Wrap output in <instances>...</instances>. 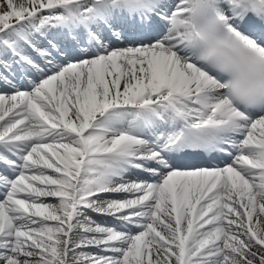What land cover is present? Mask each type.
Listing matches in <instances>:
<instances>
[{
  "label": "snow or ice",
  "instance_id": "obj_1",
  "mask_svg": "<svg viewBox=\"0 0 264 264\" xmlns=\"http://www.w3.org/2000/svg\"><path fill=\"white\" fill-rule=\"evenodd\" d=\"M0 264H264V0H0Z\"/></svg>",
  "mask_w": 264,
  "mask_h": 264
}]
</instances>
